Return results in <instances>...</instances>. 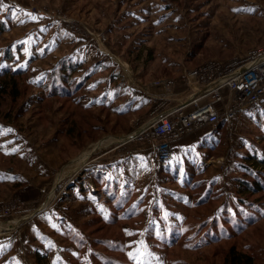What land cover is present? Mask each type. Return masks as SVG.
I'll use <instances>...</instances> for the list:
<instances>
[{
    "label": "rangeland",
    "instance_id": "rangeland-1",
    "mask_svg": "<svg viewBox=\"0 0 264 264\" xmlns=\"http://www.w3.org/2000/svg\"><path fill=\"white\" fill-rule=\"evenodd\" d=\"M259 47L264 0H0V75L18 83L0 100V264H264V101L166 167L125 140L153 82Z\"/></svg>",
    "mask_w": 264,
    "mask_h": 264
},
{
    "label": "built area",
    "instance_id": "built-area-1",
    "mask_svg": "<svg viewBox=\"0 0 264 264\" xmlns=\"http://www.w3.org/2000/svg\"><path fill=\"white\" fill-rule=\"evenodd\" d=\"M180 83L191 88L188 96H179ZM153 86L162 91L153 94L154 105L127 141L147 143L157 165L166 167L175 142L220 122L233 130L246 106L264 101V47L228 59L206 60L177 77L156 80ZM15 260L38 264L23 250L15 253Z\"/></svg>",
    "mask_w": 264,
    "mask_h": 264
},
{
    "label": "trees",
    "instance_id": "trees-1",
    "mask_svg": "<svg viewBox=\"0 0 264 264\" xmlns=\"http://www.w3.org/2000/svg\"><path fill=\"white\" fill-rule=\"evenodd\" d=\"M63 75L66 76L65 73H63ZM0 76H3L1 77L2 79H0V100L3 95L10 92V89H13L14 93L18 92L17 80L13 74L10 75L9 70H5L3 74H1ZM64 79L65 81L68 80L65 77ZM262 181L263 179L262 180L254 179L250 181L247 179H243L239 183V188H240L239 191L242 193H249V192H252V190H258L262 186ZM231 251H232L231 264H253V257L251 255H247L246 253H237L235 249H232ZM38 257H39V254H38Z\"/></svg>",
    "mask_w": 264,
    "mask_h": 264
},
{
    "label": "crops",
    "instance_id": "crops-1",
    "mask_svg": "<svg viewBox=\"0 0 264 264\" xmlns=\"http://www.w3.org/2000/svg\"><path fill=\"white\" fill-rule=\"evenodd\" d=\"M156 91H162V88H160V87H157V89H155ZM176 90H178L179 91V96H183V97H185V96H188L189 94H190V92H191V88H189V87H186V85H184V84H182V83H180L178 86H177V88H176ZM154 100V99H153ZM105 139L106 140H109V138L108 137H106V138H104V139H102V140H100V141H105ZM99 141V142H100ZM99 142H96L95 144H97V143H99ZM113 142V141H112ZM93 145V144H92ZM91 145V146H92ZM105 145H107V144H105ZM104 146V145H103ZM90 147V146H89ZM88 147V148H89ZM86 150V149H85ZM84 150V151H85ZM83 151V152H84ZM83 152H81V154L83 153ZM81 154H79L75 159H73L71 162H69V163H67V164H65L64 166H63V169H65L66 167H68V166H70L73 162H75V161H77L78 160V158L80 157V155ZM86 156V155H85ZM87 160V159H86ZM33 214V213H32ZM31 214V215H32ZM30 215V216H31Z\"/></svg>",
    "mask_w": 264,
    "mask_h": 264
},
{
    "label": "bare ground",
    "instance_id": "bare-ground-1",
    "mask_svg": "<svg viewBox=\"0 0 264 264\" xmlns=\"http://www.w3.org/2000/svg\"><path fill=\"white\" fill-rule=\"evenodd\" d=\"M125 140H126V141L128 140V136H127V135L125 136Z\"/></svg>",
    "mask_w": 264,
    "mask_h": 264
}]
</instances>
